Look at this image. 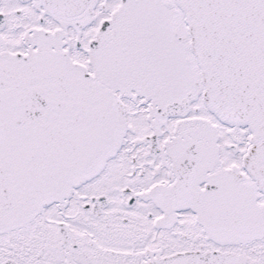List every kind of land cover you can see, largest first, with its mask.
<instances>
[{
    "label": "snow or ice",
    "instance_id": "1",
    "mask_svg": "<svg viewBox=\"0 0 264 264\" xmlns=\"http://www.w3.org/2000/svg\"><path fill=\"white\" fill-rule=\"evenodd\" d=\"M0 264H264V0H0Z\"/></svg>",
    "mask_w": 264,
    "mask_h": 264
}]
</instances>
